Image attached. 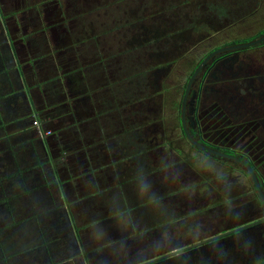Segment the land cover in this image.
<instances>
[{
    "label": "rangeland",
    "instance_id": "rangeland-1",
    "mask_svg": "<svg viewBox=\"0 0 264 264\" xmlns=\"http://www.w3.org/2000/svg\"><path fill=\"white\" fill-rule=\"evenodd\" d=\"M181 1L182 4L176 0L81 1L79 8L72 7L74 16L82 17L75 21V36L68 37L60 47L62 53H46L49 48L44 46L39 47L44 52H29L26 44L30 37L15 36L17 30L23 29L21 23L31 27V22H41V3L0 0V92L10 96L3 127L8 133H16L18 122L28 129H32L34 121L42 127L49 119L54 124L53 128H45L52 131L45 140H49L48 148L45 141L34 137L33 131L16 134L23 140L7 142L0 127V241L10 264H140L229 230L232 221L223 212L219 186L228 185L235 192L250 195L251 178L236 167L206 160L192 150L180 136L177 110L172 103L165 106L162 95L158 111L152 104L149 110L146 103L143 107L139 102L142 93L136 83L147 65L152 64L149 47L162 38L157 34L153 37V31L175 27L177 14L185 17L182 20L188 25L207 0ZM259 7L253 8L258 16L238 18L232 31L227 32V39L251 36L264 28V7ZM116 21L137 27L127 34L106 32L114 28ZM83 28L88 33L81 37ZM4 29L11 32V39L24 41L16 47V58ZM151 38L156 39L148 42ZM165 38L179 41L177 32ZM199 38H187L182 50L191 51V44L198 43ZM262 50L257 54L264 56ZM109 57L118 63L105 73L104 60L109 62ZM15 60L22 64L21 69L16 68ZM32 60L36 62L30 64ZM63 61L66 63L61 66ZM71 67L75 71L85 68L80 81L85 82L80 87L74 84L71 89L62 79L51 78L52 68L70 71ZM186 67L180 64L177 68L175 78L180 83ZM129 76L135 86L133 99L125 92L130 86ZM48 78L52 84L56 81L53 85L60 93H49ZM142 109L146 110L140 113ZM126 125L134 129V142L147 140L143 148L149 151L155 168L137 184L123 150H109L113 136L126 134ZM11 144L14 147L8 149ZM38 158L44 159V165H38ZM18 163L28 180L25 185L21 177L8 179ZM53 168L62 189L56 184ZM137 193L141 195L137 197ZM17 194L20 197L11 204L14 209L10 213V204L6 206L3 199ZM131 208L134 210L127 211ZM259 225L252 231L264 223ZM250 230L153 264H264V242L254 239ZM0 264L6 263L0 259Z\"/></svg>",
    "mask_w": 264,
    "mask_h": 264
},
{
    "label": "flooded vegetation",
    "instance_id": "flooded-vegetation-1",
    "mask_svg": "<svg viewBox=\"0 0 264 264\" xmlns=\"http://www.w3.org/2000/svg\"><path fill=\"white\" fill-rule=\"evenodd\" d=\"M62 1V5L57 11L64 13L65 18L68 17L67 26L69 31L67 34L71 38L75 36V21L82 19L79 14L74 16L72 7L79 8V5L83 4L81 1L85 0ZM176 1L182 4L181 0ZM256 1L228 0L220 3L207 0L204 2L202 11L193 14L191 22L186 26L184 25L185 21L182 20L185 17L181 18L177 14V25L175 27L153 31V37L157 34L161 35L162 38L148 40V42L155 40V44L149 47V51L152 52L150 54L152 64L147 65L142 72L141 79L136 83L142 93L139 102L143 104V107L147 106V109L151 110L152 104L156 107L155 111H158L160 109L158 99L161 95L164 98L163 103L165 106L167 102L172 103L175 108L173 109L177 110L178 113L176 119L180 128V136L200 157L227 163L231 167L240 169L245 176L251 178L253 190H251L250 195L245 191L235 192L228 185L227 187L224 185L219 186L220 192H223L218 196L223 200L221 204L223 212L232 221L229 230L264 218V215L259 213L260 211L264 212V199L257 191L249 170L241 163L230 158L234 157L248 164L259 178L264 191V56L257 54L259 50L264 49V40L258 44L247 46L264 37V28L251 36L240 39H227L226 36L227 32L232 31L236 25L234 22L238 18L241 17L239 20H243V17L258 16L253 8L264 7V0ZM164 6H167V4H164ZM247 10L249 12H246ZM185 16L188 18L189 15L186 14ZM135 27H137L135 24L128 26L116 21L114 28L106 32L126 31L125 34H127ZM79 28L78 26L77 29ZM83 30L85 31L80 34L81 37L88 33L87 29L83 28ZM167 32H170V34L168 35ZM172 32H177L179 41L176 42L174 39L170 41L165 38L170 36ZM147 34L151 35L149 32ZM196 35H199L200 38L198 43L191 44L193 45L192 50H182L184 47L182 43H185L184 41L187 38L190 39V37ZM182 36L186 38L181 40L180 37ZM202 38L204 41H200ZM132 49L134 48L132 47ZM261 52L264 53V50ZM255 54L256 56H254ZM109 58V62L104 60L106 67L102 70L105 73L109 71L111 65L114 66L118 63L116 58ZM35 62L36 60H32L31 64ZM65 63L63 61L61 66H64ZM180 64L187 66L183 76L184 81L181 83L177 77L175 78ZM69 69L70 71L52 68L51 76L54 80L62 79L61 81L68 85V88L71 87L72 89L74 84H78V87H80L85 82L84 79L81 84V75L83 73L84 77L86 74L85 68H81L80 71H75L74 67ZM73 73H75L73 75L75 78L72 76ZM194 75L195 78L190 85L189 83ZM129 78L131 88L127 86L125 92L128 93V98L130 96L133 99V88L135 89V86H133V78L131 76ZM58 92L59 90L55 89L53 91L51 88L50 94H58ZM177 96L180 98L177 99ZM170 97L171 99L167 100ZM143 110L146 109H142L140 113H143ZM127 125L125 126V138L127 137V140L123 138L122 134L113 136V141L109 144V150L113 148L129 151L127 156L131 157L127 160L131 165V172L136 175L135 184H137L136 181H141L144 176L151 174L155 168L149 157V151L143 148L144 141L147 140L141 139V142H134L132 135L134 129L129 130ZM185 130L189 132L191 138L197 144H194L188 138ZM43 131L44 133L47 132L44 129ZM48 131L51 132L49 135H40L48 137L52 134L51 130ZM138 143L141 148L136 152L135 146ZM203 147L222 155L214 154ZM134 153H138L135 159L133 157ZM227 155L230 157H227ZM140 195L141 193H137V197ZM134 201L135 199H133ZM131 204H133L132 200ZM134 209L131 208L127 211H133ZM258 226L260 225L246 228L247 230L251 229L254 239L260 237L258 233L264 235V226L252 231Z\"/></svg>",
    "mask_w": 264,
    "mask_h": 264
},
{
    "label": "crops",
    "instance_id": "crops-1",
    "mask_svg": "<svg viewBox=\"0 0 264 264\" xmlns=\"http://www.w3.org/2000/svg\"><path fill=\"white\" fill-rule=\"evenodd\" d=\"M38 1L39 2L37 4L41 3L40 6H43V11H44V15L40 19L41 22L37 25H35L32 22L31 23L29 22L31 27H29V24H27V22H25V24L21 23L23 26V29L17 30L15 32L16 33L15 36L16 37H18V36L19 37H27V36L30 37V41L27 40V44H26L30 47V49H28L29 52L30 51L44 52V51L39 49V47H43V46L49 48V49L45 50L46 53L47 52H61L60 47L62 45H64L65 41L67 40V38H68L67 33L69 31V28L67 26L68 17L65 18L64 13L57 11V9H59V7L62 5L63 1L62 0H38ZM36 7H39V5H37ZM37 14H38V12H37ZM8 32H10V31H8L7 29L6 30L4 29V33L7 34L6 37L8 38V42L10 43V46L13 47V54L12 55L14 56V52L16 50V47L19 45L22 46L23 40L21 39L22 41L20 40V42H18L17 39H15V40H13V38L11 39L10 34H8ZM39 38L40 39L44 38V39L39 40ZM15 62H16V60H15ZM31 63H32V61H30V64ZM21 65L22 64H20L19 61L16 62V68L17 69L18 68L21 69L20 68ZM74 74L75 73H73L72 76ZM51 78H48L46 88H48L50 86L49 83H51V88L53 89V91H55V86L53 84L56 82L54 81L52 84L53 80L50 81ZM73 78H75V77L73 76ZM24 86L27 87L28 91L32 90L30 88V86H26L25 83H24ZM50 91H51V89H50ZM50 91H49V93H50ZM29 92H31V91H29ZM9 99H10V96H8V92L7 93L5 92L3 94L0 92V124H1L0 127L6 133V134H4V138L6 140L10 138L12 140V143L16 140H23L22 138L16 137V134L21 133V134L26 135V134L30 133V131H33L34 137H36L38 140L45 141L46 139L50 138L47 136L43 137L42 135H40L39 130L36 127L33 126L34 128L32 127V129L31 128L28 129L25 126H22L19 122L17 123V125L20 127L16 129V131H15L16 133H14V132L8 133L7 129L5 127H3V123H4L3 119H4V117H6V119H7V116H8L9 111H7V110L9 109L8 108ZM32 103H34V102H32ZM51 106L53 108L52 104H51ZM11 116H14L13 112H12ZM52 122H53L52 119H49V121L47 120L46 124H45L46 126L42 127V128L44 130H46L45 128H47V127L53 128L54 124ZM55 125L58 126L59 123L57 124V122H55ZM49 128H47V129H49ZM47 142L49 143V140ZM13 147L14 146L11 144V147H8V149H11Z\"/></svg>",
    "mask_w": 264,
    "mask_h": 264
},
{
    "label": "water",
    "instance_id": "water-1",
    "mask_svg": "<svg viewBox=\"0 0 264 264\" xmlns=\"http://www.w3.org/2000/svg\"><path fill=\"white\" fill-rule=\"evenodd\" d=\"M263 40H264V37L261 38V39H258L257 41H255V42H253V43H251V44H249V45H247V46H252V45L258 44V43L262 42ZM244 47H245V46H244ZM199 69H200V68H199ZM194 78H195V75H194L193 78L191 79V81H190V83H189L190 85H191L192 81L194 80ZM185 131H186V135L188 136V138H189L194 144H197V143L191 138L189 132H188L187 130H185ZM201 147H202V146H201ZM203 148H205V147H203ZM205 149H207L208 151H210V152H212V153H214V154L222 155V154H220V153H218V152H216V151H214V150H211V149H208V148H205ZM223 156H226V155H223ZM227 157H230V156L227 155ZM230 158H233V159L236 160L237 162L241 163L242 165H244V166L249 170V172H250V174H251V177H252V179H253V181H254V183H255V186H256L257 191L259 192L260 196L264 199V191H263V188H262L261 182H260L259 178L256 176V174L254 173L253 169H252L248 164L244 163L243 161H241V160H239V159H237V158H234V157H230ZM261 223H264V218L259 219V220H256V221H253V222L248 223V224H246V225H243V226H241V227H239V228H235V229L227 230V231H225V232H223V233H220V234H217V235H215V236H212V237H209V238L203 239V240H201V241L195 242V243H193V244H191V245H188V246H186V247H184V248H181V249H178V250H174V251H171V252L165 253V254H163V255H160V256H158V257L152 258V259L147 260V261H145V262H142V263H140V264H153V263H156V262L162 261V260L167 259V258H169V257H172V256H175V255H177V254L183 253V252H185V251H188V250L194 249V248L199 247V246H201V245H204V244H206V243H209V242H212V241H214V240H217V239H220V238L226 237L227 235H231V234H233V233H236V232L242 231V230H244V229H246V228H249V227H252V226H254V225L261 224Z\"/></svg>",
    "mask_w": 264,
    "mask_h": 264
},
{
    "label": "trees",
    "instance_id": "trees-1",
    "mask_svg": "<svg viewBox=\"0 0 264 264\" xmlns=\"http://www.w3.org/2000/svg\"><path fill=\"white\" fill-rule=\"evenodd\" d=\"M124 132H126V131H124ZM122 136H123V138L124 139H126L125 138V136H126V134L125 133H123L122 134ZM127 140V139H126ZM7 142H10L11 141V139L9 138V139H7L6 140ZM125 142V141H124ZM47 146H49V143L48 142H45V147H47ZM48 148V147H47ZM140 148H141V146H140V144L138 143V144H136V146H135V151L136 152H138V150H140ZM123 152L125 153V157H126V155H128L129 154V151L128 150H124L123 149ZM138 155V153H134V159L136 158V156ZM131 157V156H130ZM130 157H128L127 156V158L129 159ZM41 161V162H40ZM49 162V161H48ZM38 165L39 166H42V165H44V159L43 158H38ZM20 165V163H18V168H17V170L13 173V174H10V175H8V179H14V178H18V177H21V179H22V182H21V184L22 185H25L26 184V182L28 181L27 180V178H25L24 177V170H22V168L19 166ZM140 167V166H139ZM53 172H54V177H55V181H56V184L60 187V189H62L61 188V186H62V182L60 181V179L58 178V176H57V174H56V171L54 170V168H53ZM25 183V184H24ZM19 197H20V194H17L16 196H11V197H4V199H3V203H5L6 204V206H9V204H10V206L8 207V209H9V212L11 213V212H13V209H14V206L12 205L11 206V204L13 203V202H18V199H19ZM8 204V205H7ZM18 223V222H17ZM39 223V222H38ZM0 232H1V230H0ZM42 232V231H41ZM77 234H78V231H77ZM258 235H260V237L257 239L259 242L261 241V242H264V235L262 234V233H258ZM46 237V236H45ZM0 238H1V234H0ZM45 240H46V238H45ZM47 241V240H46ZM0 259H1V261L2 262H5L6 264H10L12 261H10V259H7V257H6V255H5V252L2 250V245H1V241H0ZM259 262V261H258ZM157 263V262H156ZM255 263H257V262H255Z\"/></svg>",
    "mask_w": 264,
    "mask_h": 264
},
{
    "label": "built area",
    "instance_id": "built-area-1",
    "mask_svg": "<svg viewBox=\"0 0 264 264\" xmlns=\"http://www.w3.org/2000/svg\"><path fill=\"white\" fill-rule=\"evenodd\" d=\"M34 126L39 130L40 134L49 135L51 133L50 131H47V132L44 133V131L42 129V126H41L39 121H34Z\"/></svg>",
    "mask_w": 264,
    "mask_h": 264
}]
</instances>
